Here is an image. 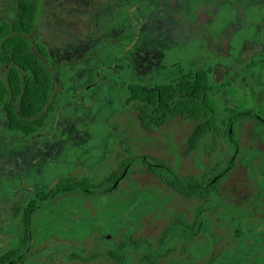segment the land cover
Here are the masks:
<instances>
[{
	"label": "rangeland",
	"instance_id": "obj_1",
	"mask_svg": "<svg viewBox=\"0 0 264 264\" xmlns=\"http://www.w3.org/2000/svg\"><path fill=\"white\" fill-rule=\"evenodd\" d=\"M119 1L41 0L36 28L39 40L45 41V48L51 53L52 63L55 62V51L64 48L78 50L86 41L90 47L88 52L96 54L100 50L96 55H101L96 58L98 62L89 58L60 67L61 71L74 74L81 71L72 83V89L79 90L77 97L85 94L90 98L88 117L77 122L75 128L87 132L81 130L80 138L75 139L79 143L77 149L66 148L59 158L43 165L39 184L27 186L20 183L19 171L16 174L13 172L11 193L0 192V254L19 253L27 244L26 252L22 253L25 258L23 264H113L107 252L123 245V252L128 257L126 264H147L144 257L154 259L159 255L152 264H264V204L259 203L264 199V154L259 155V145L254 141L264 139V126L251 118H235L231 133L238 144L237 155L214 191H210L212 198L185 200L158 178L144 171L140 173L137 163L129 168L114 189H109L112 185L107 182L110 174L117 175L122 169V162L131 158L134 151L170 168L178 174L182 183L186 180L180 177L182 175L205 178L221 171L233 151L225 134L226 156L217 158L219 153H225V145L221 141L220 150L214 151L212 148L216 143L208 135L201 153L200 144L194 138L198 128L190 121L182 123L173 120L168 132L164 129L162 134L157 135L145 133L139 128L132 108L124 106L126 93L123 84L115 81L119 74L124 78L131 76L133 80L135 75L127 58L119 61L116 58L120 47L114 31L121 17L116 16L109 29L105 23L119 6ZM15 10L16 0H0V20L9 18ZM221 16L213 22L215 28L223 24ZM244 35L243 32L239 36L234 33L232 38ZM196 51L193 45L170 47L164 50L162 60L165 63H184L190 61ZM117 65L121 68L118 69ZM89 67V75L99 74L100 83L93 86L90 82L84 84ZM114 68L117 70L113 71ZM147 76L151 78V83L163 81L160 74L150 72ZM256 89L254 86V91ZM94 91L95 94H91ZM248 96H236L238 113L254 110V100ZM223 114L220 112L221 116ZM227 116L228 113H225L222 117ZM0 136V139L4 138L3 128L0 129ZM194 143L197 149L192 152ZM73 157L88 162V184L96 186L94 191L88 194L68 192L56 202L37 207L28 219L30 232L27 229L26 236L22 211L16 214L15 210L43 184L47 185L57 176L64 175L70 168L68 160ZM16 167L13 166L14 171L19 169ZM2 177L0 173V179ZM172 223H177L180 231L181 226H187L184 237L175 230L176 235L169 237V241L166 237L165 242L159 243L158 238ZM196 231L201 235L193 237ZM24 236L26 243H21ZM174 237L177 239L174 240ZM131 240L139 244L129 246ZM140 240L144 241L141 243ZM72 254L83 257L98 254V257L83 262L73 258Z\"/></svg>",
	"mask_w": 264,
	"mask_h": 264
},
{
	"label": "flooded vegetation",
	"instance_id": "obj_2",
	"mask_svg": "<svg viewBox=\"0 0 264 264\" xmlns=\"http://www.w3.org/2000/svg\"><path fill=\"white\" fill-rule=\"evenodd\" d=\"M119 2V6L115 8L111 16H108L105 23L109 29L112 20L116 16L121 17L114 31L119 38L117 44L120 47L116 58L118 61L127 58L129 65L133 66L135 75L133 80L131 76L124 78L119 74V78L115 81H118L119 85L123 84L122 88L126 93L124 106L132 108L134 118L138 119L139 128L145 133L157 135L162 134L164 129L168 132L170 130L168 126H171L173 120L182 123L190 121L198 128L197 133L196 130L194 132V138L197 139V144H200L198 147L202 153L205 149L204 140L206 138L204 127L207 125V127L214 128V131L207 134V136L211 135L212 141L216 143L212 149L220 150L221 141L225 145V153H219L217 158L221 155L226 156L227 145L223 140L225 134L233 151L231 150L232 155L230 154L231 157L224 169L219 172L215 171L205 178L199 175L180 176L186 178L185 183H182L178 174L170 168L150 161L146 154L134 151L131 158L122 162V169L117 175L110 174L107 182H111L112 185H109V189H114L127 175L129 168L137 163V170L140 173L144 171L158 178L161 183L185 200L212 198L210 191H214L219 179L231 168L237 155L238 144L231 133L235 118L245 116L264 126V0H120ZM40 3L41 0L39 7ZM38 12L33 31L25 36L33 48L38 46L39 51L45 50L46 57L40 54L38 57L47 66L49 72L34 74L20 71L18 74L21 79L20 91L15 95L10 88L12 76L7 73L11 63L0 57V84L7 92L6 99L0 105V129L3 128L4 133V138L0 139V173L3 175L0 179V192L2 194L12 191L11 178L15 176L12 175L13 172L16 174L19 171L20 183L27 186L31 183L32 186L39 184L38 177L43 165L59 158L61 151L66 148L77 149L79 143L75 139L80 138L81 130L87 132L82 128H75L77 122L80 123L88 117L90 95L84 94L77 97L79 90L72 89V83L76 81L79 74L81 75V71L74 74L61 71L60 67H67L72 63L89 60V58L98 62L96 58L101 53L96 54H99L100 50L96 54L93 51L88 52L90 47L86 41L85 44L80 45L81 49H75V52L74 48L55 51L53 54L55 62L52 63L51 53L45 48V41L39 40L40 35L37 33ZM10 16L2 18L0 22L3 19L10 21ZM220 16L224 22L215 28L213 22ZM86 28L88 29L87 24ZM241 32L245 35L232 38L234 33L239 36ZM103 35L104 33L101 34V38ZM190 45L197 48L195 56L190 61L187 60L180 64L163 62V52L167 48H185ZM236 46H238L237 49ZM82 53L85 54L82 55ZM150 61H153L152 65ZM117 68L120 69L121 66L117 65ZM115 70L117 69L114 68L113 71ZM190 70H201L202 72L209 70L211 81L208 89L202 92L207 99L202 100V106L196 109L197 114L191 117L188 115L190 108L187 104L189 96L187 77ZM90 72L89 67L87 77L83 80L84 84L88 85L90 82V86H93L100 83L99 74L96 75L95 72L90 76ZM150 72L160 74L163 81L151 83V78L147 76ZM28 85L45 88L43 97L40 95L34 97L33 105L20 101ZM254 86L257 87L255 91ZM174 90L180 96V99L175 101L178 103L180 101L179 106H174L173 103ZM91 94L94 95L95 91ZM242 94L246 96L249 94L248 97L253 98L254 110L238 113L236 96ZM130 96L134 98L129 99ZM9 111L20 118L19 129L11 126ZM220 112L228 113L227 118L222 117L224 114L221 116ZM240 129L241 131L243 129L241 125ZM254 141L259 145L257 147L259 155H263L264 139ZM195 149L197 146L194 143L191 151ZM68 161L70 168L64 175L57 176L47 185L43 184V187L31 198L20 203L23 205L18 207L15 213L18 214L21 210L24 216L25 207L31 205V210L28 212L30 217L37 207L48 202H56L68 192L92 193L93 187L96 186L91 187L92 185L88 184V162L74 157ZM13 163L19 168L16 167L18 170L14 171ZM164 175H167L166 178L169 181L185 189L191 183L197 195L185 197L174 188L172 183H166L161 178ZM112 177H114L113 180H111ZM206 193L207 197H205ZM241 201L240 199L239 202ZM61 202L65 203L64 200ZM259 203L264 204V199ZM5 204L19 203L6 202ZM177 225V223H172L165 229L168 232L167 241L176 235L175 230L180 231ZM195 226L196 224L193 227ZM185 227L187 226L180 227V235L183 237ZM27 229L30 232L29 222ZM199 235H201L199 231L193 233V237ZM23 239L20 240L21 243ZM173 239L176 240L177 237ZM26 245L18 255L26 252Z\"/></svg>",
	"mask_w": 264,
	"mask_h": 264
},
{
	"label": "trees",
	"instance_id": "obj_3",
	"mask_svg": "<svg viewBox=\"0 0 264 264\" xmlns=\"http://www.w3.org/2000/svg\"><path fill=\"white\" fill-rule=\"evenodd\" d=\"M39 1L40 0H18L16 12L11 13L10 21L3 19L0 22V57L6 62H10L11 66L8 69L7 73L11 74V85L10 88L13 90L16 95L20 91V82L21 79L18 77L20 71H24L26 73H34V74H43L48 73L49 70L47 66L39 59V55H44L46 57L45 50H38V46L35 48L32 47L28 38L25 35L30 34L35 26V19L39 9ZM43 52V54H42ZM209 70L202 72L201 70H190L187 77V91L189 93L187 104L190 108L188 115L194 116L197 114V107L202 106V100L205 101L207 99L206 95H202L204 90L208 89L211 85V81L209 79ZM25 94L20 101L23 103L33 105V99L35 96L40 95L45 92V88H41L34 85H28L25 88ZM176 90L173 92V103L175 105H180L179 94L177 95ZM7 92L5 87L0 84V105L6 99ZM203 97V99H202ZM134 96H130L129 99H133ZM36 103V102H35ZM21 104V103H20ZM192 108V109H191ZM10 114V123L13 128H18L21 126L20 118L15 115L12 111H9ZM175 114V113H174ZM181 114V113H179ZM211 131H214V128L207 125L204 127V135L205 137ZM114 177L111 178L113 180ZM166 183H172L167 178L163 179ZM174 188H176L182 195L185 197H192L193 195H197V191L192 189V184L190 183L188 188H182L181 186L172 183ZM207 197V193L205 194ZM31 205L26 206L24 209V222H25V233L27 234V223H28V212L31 210ZM167 230L162 232L160 238H158L159 243H163L167 237ZM27 236V235H26ZM26 236L23 239V243H26ZM144 240H140L142 243ZM139 244L138 241L131 240L129 246L136 247ZM124 246L120 245L118 248L110 249L107 252V257L113 260V264H126L127 255L123 252ZM164 253L163 255H166ZM18 251L16 254L2 253L0 254V264H23L25 258L22 255H18ZM161 255L157 256L154 259H148L144 257L147 264H152L157 258ZM72 257L78 259L83 262H89L98 257V254H92L89 256H81L79 254H72Z\"/></svg>",
	"mask_w": 264,
	"mask_h": 264
}]
</instances>
